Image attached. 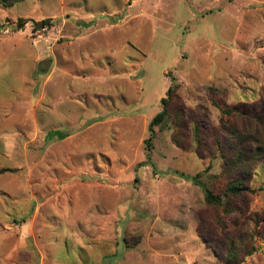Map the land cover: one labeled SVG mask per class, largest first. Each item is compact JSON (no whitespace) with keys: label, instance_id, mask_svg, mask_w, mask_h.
Masks as SVG:
<instances>
[{"label":"rangeland","instance_id":"1","mask_svg":"<svg viewBox=\"0 0 264 264\" xmlns=\"http://www.w3.org/2000/svg\"><path fill=\"white\" fill-rule=\"evenodd\" d=\"M173 77L175 104L214 130L238 106L230 125L264 142V0L0 5V264H223L195 177L222 160L179 148L171 124L154 127L147 160ZM254 171L259 194L236 204L262 221L240 264H264V159ZM236 216L228 230L243 229Z\"/></svg>","mask_w":264,"mask_h":264},{"label":"trees","instance_id":"2","mask_svg":"<svg viewBox=\"0 0 264 264\" xmlns=\"http://www.w3.org/2000/svg\"><path fill=\"white\" fill-rule=\"evenodd\" d=\"M19 1L21 0H0V5L9 7ZM49 21L46 19L44 23L48 24ZM26 22L27 20L23 18L17 19L15 28L22 29ZM206 87L210 102L219 106L221 101L215 98L220 91L219 88L213 84ZM177 88L178 84L173 77L172 85L166 90V95L160 99L161 110L154 114L148 124L149 136L144 140L148 151L147 160L155 135L154 127H164L167 124L174 127L171 139L179 148L187 149L193 146L194 152L201 158L206 151L210 157L222 160L221 171L218 174H210L207 180L202 179V173L195 174V177L203 188L204 203L212 211L214 223L219 232L225 236L223 250L220 254L216 252L217 257L223 264H240L245 257L256 251V237L262 220L258 211L248 207L242 211L236 203L240 199H245L248 193L258 195L261 190L260 187L249 186L248 181L255 172L258 162L264 159V142L256 134L253 133L249 137L230 125L231 117L239 116L241 113L238 106L222 108L224 117L220 118L219 130H214L206 121V112L200 116L192 111H185L182 106L175 104L178 98ZM201 107L203 110L206 109L204 106ZM50 134L56 135L58 132L51 131ZM58 135L63 137L62 133ZM219 178L222 181L220 184L217 183ZM233 213L240 214L234 220L235 224L243 225V229L228 230L225 217Z\"/></svg>","mask_w":264,"mask_h":264},{"label":"water","instance_id":"3","mask_svg":"<svg viewBox=\"0 0 264 264\" xmlns=\"http://www.w3.org/2000/svg\"><path fill=\"white\" fill-rule=\"evenodd\" d=\"M35 26H38L39 28H42V22H39L38 24H35Z\"/></svg>","mask_w":264,"mask_h":264}]
</instances>
